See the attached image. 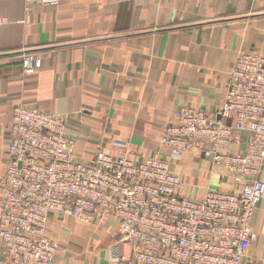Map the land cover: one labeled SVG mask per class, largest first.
Returning a JSON list of instances; mask_svg holds the SVG:
<instances>
[{
  "label": "crops",
  "instance_id": "obj_1",
  "mask_svg": "<svg viewBox=\"0 0 264 264\" xmlns=\"http://www.w3.org/2000/svg\"><path fill=\"white\" fill-rule=\"evenodd\" d=\"M28 11L24 0H0V177L18 103L69 114L77 160L97 150L165 157L159 140L172 113L187 105L213 115L237 56L264 55V0H35ZM25 53L41 59L34 73L22 71ZM250 138L240 131L230 149L243 153ZM171 169L185 181L182 195L241 189L202 146ZM251 228L257 238L241 264H264V195ZM46 232L58 243L55 264H112L115 249L130 255L111 217L84 223L49 213Z\"/></svg>",
  "mask_w": 264,
  "mask_h": 264
},
{
  "label": "built area",
  "instance_id": "obj_2",
  "mask_svg": "<svg viewBox=\"0 0 264 264\" xmlns=\"http://www.w3.org/2000/svg\"><path fill=\"white\" fill-rule=\"evenodd\" d=\"M24 1L29 12L35 0ZM40 66L38 56L23 54V73ZM69 118L37 105L13 108L9 161L0 177L5 264H55L58 243L46 232L49 213L84 223L114 219L130 255L112 250V264H241L257 238L251 218L264 195V55L237 56L213 115L187 105L172 113L159 140L165 157L135 161L125 150H97L90 160H77ZM244 130L251 132L246 150H231ZM197 145L240 191L182 195L185 181L171 162Z\"/></svg>",
  "mask_w": 264,
  "mask_h": 264
}]
</instances>
